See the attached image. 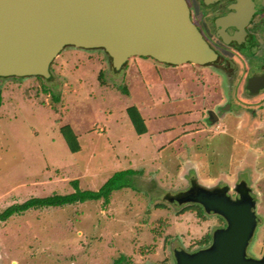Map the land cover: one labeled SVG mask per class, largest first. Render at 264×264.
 Returning <instances> with one entry per match:
<instances>
[{
  "label": "rangeland",
  "instance_id": "374dc122",
  "mask_svg": "<svg viewBox=\"0 0 264 264\" xmlns=\"http://www.w3.org/2000/svg\"><path fill=\"white\" fill-rule=\"evenodd\" d=\"M225 49L207 66L133 56L115 69L102 49L65 46L48 78L0 77V213L29 197L72 192L75 179L80 189L94 190L115 171H136L107 202L32 208L0 221V264H115L121 256L120 264H174L173 249L195 251L224 224L201 207L200 216L181 211L193 203L167 199L191 180L230 191L245 181L257 220L246 254L255 256L258 247L264 254V89H245L251 70ZM162 83L171 97L181 96L162 104ZM132 105L146 118L177 114L152 121V129H171L153 141L178 130L151 148L150 135L134 132L126 113ZM208 109L217 120H205ZM65 124L76 134L77 152L60 132Z\"/></svg>",
  "mask_w": 264,
  "mask_h": 264
},
{
  "label": "water",
  "instance_id": "95a60500",
  "mask_svg": "<svg viewBox=\"0 0 264 264\" xmlns=\"http://www.w3.org/2000/svg\"><path fill=\"white\" fill-rule=\"evenodd\" d=\"M235 1L234 11L216 23L234 25L243 34L254 3ZM65 46L102 49L115 69L133 56L169 65H209L218 56L191 20L186 0H0V77L48 78L50 64ZM262 86L264 75L248 78L251 92ZM227 189L192 181L167 196L176 203H198L224 221L206 247L173 249L174 264H264V257L246 254L257 222L255 201L247 190L232 199Z\"/></svg>",
  "mask_w": 264,
  "mask_h": 264
},
{
  "label": "flooded vegetation",
  "instance_id": "af4514ba",
  "mask_svg": "<svg viewBox=\"0 0 264 264\" xmlns=\"http://www.w3.org/2000/svg\"><path fill=\"white\" fill-rule=\"evenodd\" d=\"M186 2L190 11L191 20L196 25L205 41L216 51L218 55L216 61L222 60L223 54L225 55V53H223L226 50L225 48H230V52L232 50L233 52L240 55L246 62L248 70H251V73L244 80L245 89L252 95H256L262 89H264V86L259 88L256 87L257 91L253 93L247 87L248 78L252 76L264 75V53L261 54L262 51H264V45H261L262 41L264 44V0H253L254 11L248 22L243 27V34H240V30L234 25H226L222 28L216 23V21L220 17L234 11L232 5L236 3L235 0H216L208 3H205L204 0H186ZM221 31L223 32L224 36L221 35ZM258 36H260V38H258ZM230 54H232V52ZM222 70L219 69L220 72L224 73L225 71ZM218 106V109L222 111L229 107V103ZM209 112H211L212 114H210ZM216 118L217 116L214 111L212 109H208L206 112L205 120L209 122L211 120H216ZM212 188L220 187L216 186ZM242 190H247L249 195L254 200V195L251 192L252 189L248 185H246L245 181L243 180L240 182H236L233 185L232 191H230L228 187L226 193L228 197L236 199L239 196V192ZM200 207L203 209L201 205ZM207 245L203 247H206ZM259 251L260 247H258V249L254 251L255 256L251 257L257 259L264 257L263 253L260 255L256 254Z\"/></svg>",
  "mask_w": 264,
  "mask_h": 264
},
{
  "label": "trees",
  "instance_id": "16d2710c",
  "mask_svg": "<svg viewBox=\"0 0 264 264\" xmlns=\"http://www.w3.org/2000/svg\"><path fill=\"white\" fill-rule=\"evenodd\" d=\"M0 105H1V95H0ZM126 113L129 117L132 126L134 127L135 132L137 134L144 133L146 129L144 125V121L136 106L132 105L127 107ZM60 132L68 146V149L71 152H77L79 150L77 137L74 131L72 130V128L70 127V125L65 124L61 126ZM135 173L136 171L130 168L115 171L110 176H108L105 179V181L95 190L80 189L77 186L76 179L72 180L71 181V184L73 186L72 192L64 193V194L53 193L47 196H33L25 199L22 202L10 204L0 213V221H4L11 215L22 213L32 208L61 207L76 202H84L86 200L102 199L104 202H107L110 194L114 190H118L130 186L128 177L134 175ZM155 206L163 207L162 204H156ZM181 211L182 212L194 211L198 216L203 214L200 205L197 203H193V205H190L182 209ZM219 218L221 217L219 216ZM210 237H211L210 235H205L204 239L199 240V244L204 246L207 245L210 242ZM121 259H123L122 256L118 259H115L113 262L115 264H120Z\"/></svg>",
  "mask_w": 264,
  "mask_h": 264
},
{
  "label": "crops",
  "instance_id": "0c3cea01",
  "mask_svg": "<svg viewBox=\"0 0 264 264\" xmlns=\"http://www.w3.org/2000/svg\"><path fill=\"white\" fill-rule=\"evenodd\" d=\"M164 64V63H163ZM186 64V63H185ZM194 65V64H193ZM173 66H177V65H173ZM195 66V65H194ZM196 66H198V65H196ZM201 66H205V65H201ZM162 85V90H163V95H161L160 96V102L163 104V101H165L164 103H169V102H171L172 101V99L174 100L175 98H178L179 96H181V94H180V91H178V94H177V96L176 97H171L170 96V94H169V89H168V87L166 86V84H164V83H162L161 84ZM176 85V88H180V85L178 84V83H176L175 84ZM185 93H183V95H184ZM137 109H138V107H136ZM138 111H139V109H138ZM169 111H164V112H156V113H154V114H152V115H150V116H147V118H146V116H143L141 113H140V111H139V113H140V115L142 116V118H143V121H144V125H145V134L147 135V136H149L150 135V142H152L150 145H152V147L151 148H153V147H157L159 144H160V142H162V141H167L168 139H170V138H172V134H174V133H176V131L178 130V127H174L173 129H175V132L174 133H172V134H169L166 138H164V139H162V140H159V141H153L152 139H154V137H156L157 135H164V133L165 134H167L168 132H169V130H171V129H169V123H167V125H164L163 127H158V128H155V129H152L151 128V123H152V121L153 122H155V121H158V120H164V119H166V118H171V117H173V118H175L176 116H177V114L176 115H174V116H171V117H169V116H161V117H157L158 115H160V114H163L164 113V115L166 114V115H168V114H170V113H168ZM215 113V112H214ZM155 117V118H154ZM218 119V117L216 118V120ZM212 122H213V120H211ZM215 121V120H214ZM197 125V124H196ZM71 127V126H70ZM201 126L200 125H197L196 126V132H199V131H201L202 129L200 128ZM72 128V127H71ZM134 128V127H133ZM174 131V130H173ZM134 132H135V130H134ZM136 133V132H135ZM137 134V133H136ZM143 134V133H142ZM141 134V135H142ZM187 134V133H186ZM76 135V134H75ZM137 135H140V134H137ZM78 142V141H77ZM79 145V144H78ZM149 146V145H148ZM159 146H161V145H159ZM150 147V146H149ZM105 181V180H104ZM103 181V182H104ZM102 184V183H101ZM95 190V189H94ZM100 200V199H99ZM86 201H97V200H86ZM55 208V207H54Z\"/></svg>",
  "mask_w": 264,
  "mask_h": 264
}]
</instances>
